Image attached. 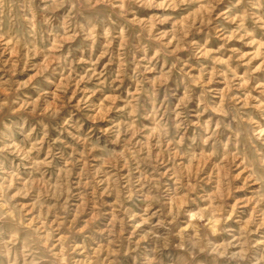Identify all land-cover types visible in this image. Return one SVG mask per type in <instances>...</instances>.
<instances>
[{
  "label": "rangeland",
  "instance_id": "1",
  "mask_svg": "<svg viewBox=\"0 0 264 264\" xmlns=\"http://www.w3.org/2000/svg\"><path fill=\"white\" fill-rule=\"evenodd\" d=\"M0 264H264V0H0Z\"/></svg>",
  "mask_w": 264,
  "mask_h": 264
}]
</instances>
